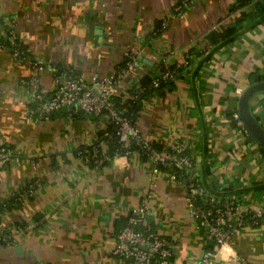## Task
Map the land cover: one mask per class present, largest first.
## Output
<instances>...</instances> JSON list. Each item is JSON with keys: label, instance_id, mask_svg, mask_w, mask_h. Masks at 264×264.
Returning <instances> with one entry per match:
<instances>
[{"label": "crops", "instance_id": "crops-1", "mask_svg": "<svg viewBox=\"0 0 264 264\" xmlns=\"http://www.w3.org/2000/svg\"><path fill=\"white\" fill-rule=\"evenodd\" d=\"M236 1L0 0V33L14 25L29 56L16 61L12 48L0 45V135L13 150L0 168V203L40 181L32 197L1 213L2 223L23 230L0 244V264H127L114 253L116 235L147 194L145 226L172 242L174 264H207L213 245L191 218L180 184L165 171L152 177L151 157L139 150L109 158L107 143L99 141L107 116L62 109L31 115L34 104L20 79L36 75L51 93L50 66L90 81L94 73L114 72L130 53L137 65L120 78L116 93L125 99L144 75L181 65L171 90L144 100L136 119L142 136L168 156L182 143L196 171L209 167L205 181L216 195L262 199L264 150L240 130L234 113L237 89L264 80V20L246 22L217 50L208 39L251 11L234 13ZM31 59L46 68L37 72ZM251 109L264 126V92L253 97ZM96 142L104 157L99 165L86 152ZM211 260L264 264V218L238 231Z\"/></svg>", "mask_w": 264, "mask_h": 264}, {"label": "built area", "instance_id": "built-area-1", "mask_svg": "<svg viewBox=\"0 0 264 264\" xmlns=\"http://www.w3.org/2000/svg\"><path fill=\"white\" fill-rule=\"evenodd\" d=\"M7 39L16 61L29 57L14 25L9 26ZM0 45L4 46L1 41ZM127 56L125 65L119 66L110 74L94 73L90 81L65 73L59 66H50L54 74V89L51 93L45 92L40 77L36 75L20 79V83L26 87L35 105L30 108V113L36 116L42 115L41 113L58 112L63 106L74 104L71 112L83 111L94 118L107 116L117 127L116 134L125 147L134 141L143 153L151 157L154 166L152 177L159 171H165L170 180L177 182L185 189L191 218L199 229L206 231L207 237L213 242V249L207 253L205 259L207 264H211L213 263L211 259L228 245L238 231L260 225L264 218V198L257 199L249 195L248 197L227 196L220 199L212 195L201 183L199 172L196 171V161L185 152V146L182 143L175 144L172 154L168 156L158 150L152 141L142 136L139 128L127 114L128 109L120 110L114 101L120 78L137 65L135 56L130 53ZM31 64L37 72L44 70L47 66L37 59H31ZM170 76L171 73L165 71L162 79ZM158 85L159 79H155L153 86ZM144 89L139 87L140 92ZM237 92L241 95L243 89L238 88ZM234 118L241 123L240 130L249 134L238 112L234 113ZM86 152L88 160L92 158L95 165L100 164L96 153L91 155L89 149H86ZM12 156L13 150L7 140L0 135V168L4 167ZM39 185L40 181L36 180L29 188L12 193L11 199L22 203L34 195ZM150 196L147 194L141 203L130 211L125 226L116 235L117 245L114 253L127 264H174L172 242L161 233L145 226ZM8 203L9 199L0 203V244L12 243L23 230L21 225L8 226L2 223L1 213L8 209Z\"/></svg>", "mask_w": 264, "mask_h": 264}, {"label": "trees", "instance_id": "trees-1", "mask_svg": "<svg viewBox=\"0 0 264 264\" xmlns=\"http://www.w3.org/2000/svg\"><path fill=\"white\" fill-rule=\"evenodd\" d=\"M242 7L250 8L251 11L249 13H246L244 11L242 15L236 18V21L233 25L221 29L220 31L214 30L209 34L208 36L209 42L213 45H217L214 47L216 48V50L219 47L234 41L237 38V36L240 35L245 29L246 22L254 21L255 23H259L262 20H264V0H237L232 10H234L233 12L235 13ZM155 31L157 32L158 30ZM7 32L4 34L0 33V41L5 46H9L7 39ZM125 62L126 60L123 62L122 65H125ZM183 69L184 68L181 65L180 66L173 65V66L163 67L161 71L155 76L151 77L149 74L144 75L141 78L139 84L135 85L132 89L129 90L128 96L125 99H122V97H117V96L114 97L116 106L120 110H124L125 108H127L128 109L127 114L130 115L133 123L136 124V119L140 110L142 109L144 100L154 92L161 93L166 88L168 90H171L175 80L181 76ZM165 71H169L171 73V76L166 79H162V74ZM155 79H159V85L157 87L153 86V81ZM261 79L262 78H258L257 80H261ZM139 87H144L145 89L142 92H140ZM70 113L80 114L83 113V111H77V112L72 111ZM116 131H117V127L113 123H111L109 118L107 117V125L106 128L102 130L99 137V141H105L107 143L108 145L107 156L109 158L110 157L113 158L117 155L124 154L130 150H139L141 153H143V151L134 141H131L129 145L125 147L120 142L119 136L116 134ZM105 133L107 134L105 135ZM87 149H89L90 152L95 149L96 156L99 158L101 163V159H103L104 157L103 155L101 156L99 142L94 143L93 145L89 146ZM262 149L264 150V147H262ZM91 155H93V153ZM89 161L94 163V159L92 158H89ZM209 174H210V169L206 165L204 166V168H202L201 173L199 172V179L201 183L208 188V190L212 195H216L206 184L205 179H207ZM245 191H248V189H246ZM216 196L220 199L227 197L226 195L223 196L216 195ZM237 196L243 197L244 195L237 194ZM20 204H21L20 202L10 199L8 203V208L19 207ZM209 241L212 243L210 245H213V242L210 239Z\"/></svg>", "mask_w": 264, "mask_h": 264}, {"label": "water", "instance_id": "water-1", "mask_svg": "<svg viewBox=\"0 0 264 264\" xmlns=\"http://www.w3.org/2000/svg\"><path fill=\"white\" fill-rule=\"evenodd\" d=\"M264 92V80L249 85L240 95L239 99V115L243 121L248 132L256 139L262 147H264V126L254 116L251 109V100L258 93ZM35 106V105H34ZM75 105L63 106V111L71 110ZM40 113V111H39ZM56 112H50L48 114L41 113L43 117L53 116Z\"/></svg>", "mask_w": 264, "mask_h": 264}, {"label": "rangeland", "instance_id": "rangeland-1", "mask_svg": "<svg viewBox=\"0 0 264 264\" xmlns=\"http://www.w3.org/2000/svg\"><path fill=\"white\" fill-rule=\"evenodd\" d=\"M102 75V74H101ZM54 89V84H53V88H52V90ZM45 92H47L46 90H45Z\"/></svg>", "mask_w": 264, "mask_h": 264}]
</instances>
